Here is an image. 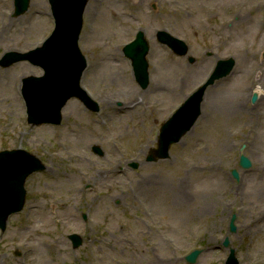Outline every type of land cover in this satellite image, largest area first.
<instances>
[{"label":"rangeland","instance_id":"1","mask_svg":"<svg viewBox=\"0 0 264 264\" xmlns=\"http://www.w3.org/2000/svg\"><path fill=\"white\" fill-rule=\"evenodd\" d=\"M13 4L0 0V59L28 53L54 27L48 0H30L18 16ZM82 21L81 85L98 113L71 99L59 126L32 127L21 80L42 71L0 67V152L23 149L45 165L26 179L22 211L0 232V264H188L195 250V264H225L232 250L239 264H264V0H90ZM139 31L149 46L144 89L123 54ZM163 31L188 45L184 56L158 42ZM228 59L231 71L207 83L192 130L168 160L148 163L162 123Z\"/></svg>","mask_w":264,"mask_h":264},{"label":"water","instance_id":"2","mask_svg":"<svg viewBox=\"0 0 264 264\" xmlns=\"http://www.w3.org/2000/svg\"><path fill=\"white\" fill-rule=\"evenodd\" d=\"M86 1L61 0L60 5V0H51L57 28L44 47L37 51L39 62L48 63L45 67L47 76L37 81L34 96L31 97L33 101L41 99L45 102L46 109L48 110L45 111V114H42L40 119H36L33 110L34 105L29 101V123L34 125L42 123L57 124L60 119V109L72 96L81 98L89 105L90 109L96 110L78 90V81L84 68V59L76 49V40L81 26L80 16ZM26 4L27 0H24L21 11L25 10ZM69 18L71 26L66 27L65 21ZM146 52L147 46L140 37L127 48L126 52L127 56L134 62L137 78L142 85L147 77L146 62L144 60ZM179 53L183 54L184 49H179ZM66 61L70 62L66 64ZM219 67H221L222 74H226L231 69L232 62L220 63ZM217 72L214 76L215 78L220 76ZM47 77L50 81H47ZM45 84L50 85L51 90L47 91ZM200 98L201 94L193 96L163 125L159 138V147L155 153L158 157L165 158L169 146L172 143L178 142L182 135L192 127L196 117L200 113ZM95 151L100 153L97 149ZM240 165L248 167L249 162L245 158H241ZM43 168L35 157L24 151L16 150L0 153V228L2 230L5 229L7 217L11 213L18 212L23 206L25 195L23 183L26 177ZM233 175L236 177L235 173ZM231 229L234 230L233 227ZM70 238L73 239L74 248L78 247L81 243L76 235ZM198 254L199 252L192 253L187 257V260L193 263ZM226 264H237L233 252L228 257Z\"/></svg>","mask_w":264,"mask_h":264},{"label":"bare ground","instance_id":"3","mask_svg":"<svg viewBox=\"0 0 264 264\" xmlns=\"http://www.w3.org/2000/svg\"><path fill=\"white\" fill-rule=\"evenodd\" d=\"M20 68L23 70V71H25V69H26V66H20ZM24 73H22V75H23ZM11 84H14L13 83V81H12V83ZM153 86H156L157 84H152ZM133 87H131V89H132ZM130 89V90H131ZM150 92V91H149ZM14 96H16V95H14ZM17 99V98H16ZM219 103H220V101H219ZM218 103V104H219ZM234 107H236V106H234ZM234 107H233V109H234ZM169 165V164H168ZM170 166V165H169ZM262 168V165L261 166H259V168L258 169H261ZM113 171V170H112ZM124 179H126L127 181H128V177H127V175H123L122 176ZM128 182H130V181H128ZM184 183V179H178V182L176 183V185L178 186L177 188L175 187V190L172 192V196L177 200L178 199V196H180V198L182 199L183 197H184V194H182V192H181V190H180V187H181V185ZM130 185H131V183H130ZM173 186V184H171V186L170 187H172ZM203 207H205V206H203ZM202 207V208H203ZM43 247H45V248H48V246H45V245H43ZM30 253H33V250H31V252ZM43 264V263H42Z\"/></svg>","mask_w":264,"mask_h":264}]
</instances>
